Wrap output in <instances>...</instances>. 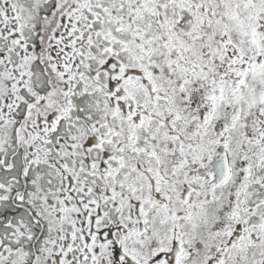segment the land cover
Here are the masks:
<instances>
[{
  "label": "snow or ice",
  "instance_id": "1",
  "mask_svg": "<svg viewBox=\"0 0 264 264\" xmlns=\"http://www.w3.org/2000/svg\"><path fill=\"white\" fill-rule=\"evenodd\" d=\"M0 264H264V0H0Z\"/></svg>",
  "mask_w": 264,
  "mask_h": 264
}]
</instances>
